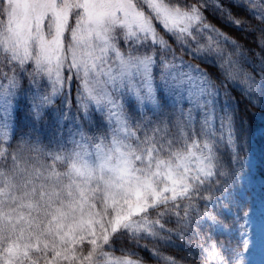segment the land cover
Masks as SVG:
<instances>
[{
  "label": "snow or ice",
  "instance_id": "1",
  "mask_svg": "<svg viewBox=\"0 0 264 264\" xmlns=\"http://www.w3.org/2000/svg\"><path fill=\"white\" fill-rule=\"evenodd\" d=\"M229 2L0 0V264H143L133 248L183 264L144 239L190 249L193 264H244L254 250L264 264V220L234 199L220 152L246 166L244 129L184 58L236 79L221 43L237 42L206 13L264 24V0ZM243 83L264 97V75Z\"/></svg>",
  "mask_w": 264,
  "mask_h": 264
},
{
  "label": "trees",
  "instance_id": "2",
  "mask_svg": "<svg viewBox=\"0 0 264 264\" xmlns=\"http://www.w3.org/2000/svg\"><path fill=\"white\" fill-rule=\"evenodd\" d=\"M223 3L231 7L229 0H223ZM232 11L236 17L241 18L244 21L239 27L227 23L217 15L212 14L211 11L206 13V15L212 24L237 42L236 45L222 42L221 47L224 49L226 55L229 53L232 54V60L236 62L238 67H240L241 75H251L255 77L257 82H259L261 76L264 75V24L260 23L243 9L232 8ZM237 45L239 46L238 50ZM184 58L205 69L210 74L211 79L215 82L216 90L219 93L217 111L219 112L221 105L225 102L231 105L232 109H235L236 127L237 129L243 127L244 129L243 139L240 141V143L243 144V147L239 149L241 160L243 157L244 144L249 142L250 136L256 127V114H259V111L264 112V105L260 104L261 102H255L256 98L252 96L253 94L249 95L245 91L246 88L244 87V84L240 85L236 82H232L231 79L229 80L222 77L219 69L204 64L202 61L192 60V58L187 55H185ZM233 151L234 149L225 144L220 145L224 170L230 174L229 182L232 179L231 173L233 169L238 167L234 162L230 163L229 161V157L232 155ZM216 211H221L219 206ZM223 213L221 219H224V217L227 216L228 220H225V224L230 227L229 221L236 215V211L229 212L228 210H223ZM228 233L229 231L220 235V240L222 242ZM141 243L147 245L148 248L158 247L164 255L174 256L182 261H186L188 264H193L195 259L194 256L189 255L190 249L187 248L182 250L175 245H160L151 239H144ZM124 246L132 248V245L127 241H124ZM117 247H120V245L118 244ZM132 250L138 254L140 259H142L143 264H163L162 260L155 258L144 248H133Z\"/></svg>",
  "mask_w": 264,
  "mask_h": 264
},
{
  "label": "rangeland",
  "instance_id": "3",
  "mask_svg": "<svg viewBox=\"0 0 264 264\" xmlns=\"http://www.w3.org/2000/svg\"><path fill=\"white\" fill-rule=\"evenodd\" d=\"M226 57L227 55L225 54ZM234 71L236 79H231V81L243 85L245 76L241 75L240 67L237 64H235ZM244 87L246 88L247 86L244 84ZM252 96L256 98V103L261 102L260 104L264 105V97L259 93H255ZM68 100L71 105V111L74 112L76 104L75 86H73ZM60 106H63L62 103ZM259 112V114H256L254 132L250 136L249 142L244 144L241 161H246V166L240 168L238 165L236 169L239 170V175L232 177L228 185L233 191L234 199L242 201L240 205L241 209L250 213V218L257 227L264 220V216H262V213H264V112ZM26 130L21 122L16 135H20L21 132ZM244 204H247L249 207L244 208ZM231 211H236V208L232 207ZM233 235L234 233L229 231L226 237L231 240ZM260 258L261 254L259 251L254 250L245 256L244 264H250V262L251 264H260ZM183 264L188 263L183 261Z\"/></svg>",
  "mask_w": 264,
  "mask_h": 264
}]
</instances>
